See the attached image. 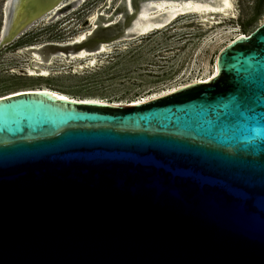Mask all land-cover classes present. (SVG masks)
I'll use <instances>...</instances> for the list:
<instances>
[{"label":"water","instance_id":"obj_1","mask_svg":"<svg viewBox=\"0 0 264 264\" xmlns=\"http://www.w3.org/2000/svg\"><path fill=\"white\" fill-rule=\"evenodd\" d=\"M62 1L14 0L0 51ZM0 264H264V24L134 106L1 98Z\"/></svg>","mask_w":264,"mask_h":264},{"label":"rangeland","instance_id":"obj_2","mask_svg":"<svg viewBox=\"0 0 264 264\" xmlns=\"http://www.w3.org/2000/svg\"><path fill=\"white\" fill-rule=\"evenodd\" d=\"M6 1L0 0V22ZM161 1L131 0L132 10L126 0L69 1L49 21L40 20L0 51V97L49 87L77 99L101 98L126 105L139 102L213 76L223 49L236 36H249L264 24V0H234L233 11L226 16L215 15L203 21L200 15H184L162 29L138 35L134 26L141 7L147 6L150 18L158 21L165 16L156 10ZM81 33H88L85 41L105 37L103 44L110 48L107 55L97 56L93 66L89 65L91 57L70 64L59 49L53 48L69 47ZM32 47L53 55L52 62L42 63L51 72L49 77L26 74L25 66L31 59L27 49ZM13 66L16 75H12Z\"/></svg>","mask_w":264,"mask_h":264},{"label":"bare ground","instance_id":"obj_3","mask_svg":"<svg viewBox=\"0 0 264 264\" xmlns=\"http://www.w3.org/2000/svg\"><path fill=\"white\" fill-rule=\"evenodd\" d=\"M13 1L14 0H7L3 4V11H2L3 20L2 22H0V41L5 36L7 29H8L10 16L13 11L12 10ZM69 1H74V0L62 1L61 3L56 5V7L52 9V11L49 14H47L42 20L49 21L50 17L53 16L54 14L59 13L58 11L60 9H63ZM233 1L234 0H163L156 4L157 12L165 14L164 18L158 21H155L150 18L151 13H150V9L147 8V6H142L141 11L139 13V18L134 26L135 28L134 31L138 35H147L151 33L152 31L164 28L165 26L169 25L172 21H174L178 17L184 16V15H200L202 16L203 21H207L209 17L211 16L213 17L215 15L226 16L228 15L229 12L233 11ZM126 6L128 9L132 10L131 0H126ZM96 18L97 17L95 15L92 18V20L95 21ZM245 36L247 35L240 34L239 36H236L235 40L238 38L245 37ZM87 37H88V33H81L74 39L72 44L82 43L87 39ZM232 42L233 41H231L229 44H231ZM53 48H55V46ZM109 50H110L109 46H107L106 44H101L98 48V51H89L86 49H82L78 52L71 53L70 55H67L66 53H61L62 55L61 54L60 55L65 57L67 59V62L70 64H76L79 60H87L89 57H91V60H89V65L93 66L94 64L97 63V56L107 55L109 53ZM27 51L30 54L31 59H30V63L27 66H25L26 74L29 77H36V76L45 77V78L49 77L51 72L49 71L48 68L42 66V63L44 62L45 57L48 55L45 53L44 49H41V47H32L30 49H27ZM52 57L53 55L50 56L49 62L53 61ZM35 62L36 64H34ZM10 69L12 70V75H16L15 66L10 67ZM217 69H218V64L216 65L215 73L213 76L209 78H205V79H197L192 82L183 84L164 94L176 92L178 89L186 85H189L191 83H207L211 81L214 77H216ZM40 90L48 91L52 93L53 95H55L56 97H58L59 99H62L63 97V99L82 101L84 103H88V102L107 103L111 106H134L136 104H139L144 101L160 96V95H155L147 99L140 100L139 102H134V103H130L126 105L124 103H111L106 100H102L101 98L77 99L67 93H63V92L54 90L49 87H39V88L19 90L9 95L2 96L0 97V99L3 97H12L15 95H21L22 93L40 91Z\"/></svg>","mask_w":264,"mask_h":264},{"label":"flooded vegetation","instance_id":"obj_4","mask_svg":"<svg viewBox=\"0 0 264 264\" xmlns=\"http://www.w3.org/2000/svg\"><path fill=\"white\" fill-rule=\"evenodd\" d=\"M12 44H13V43H12ZM12 44H10V45H12ZM10 45H9V46H10ZM47 56H48V55H47Z\"/></svg>","mask_w":264,"mask_h":264},{"label":"snow or ice","instance_id":"obj_5","mask_svg":"<svg viewBox=\"0 0 264 264\" xmlns=\"http://www.w3.org/2000/svg\"><path fill=\"white\" fill-rule=\"evenodd\" d=\"M62 99H63V97H62Z\"/></svg>","mask_w":264,"mask_h":264}]
</instances>
